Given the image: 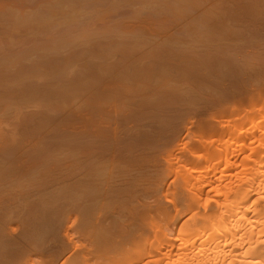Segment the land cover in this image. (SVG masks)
I'll use <instances>...</instances> for the list:
<instances>
[{
    "label": "bare ground",
    "instance_id": "bare-ground-1",
    "mask_svg": "<svg viewBox=\"0 0 264 264\" xmlns=\"http://www.w3.org/2000/svg\"><path fill=\"white\" fill-rule=\"evenodd\" d=\"M0 264H264V0H0Z\"/></svg>",
    "mask_w": 264,
    "mask_h": 264
}]
</instances>
